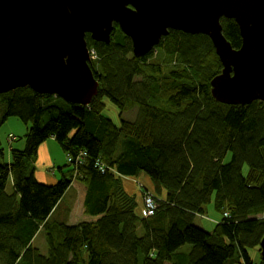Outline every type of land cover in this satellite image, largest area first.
<instances>
[{"label": "trees", "instance_id": "trees-1", "mask_svg": "<svg viewBox=\"0 0 264 264\" xmlns=\"http://www.w3.org/2000/svg\"><path fill=\"white\" fill-rule=\"evenodd\" d=\"M221 25L239 48L235 20ZM85 38L99 84L89 104L29 87L0 94L2 120L13 116L27 126L23 147L0 161V264H264V102L212 97L210 82L222 65L207 35L169 30L139 57L117 24L108 43ZM158 50L162 61H149ZM107 101L119 109L118 124L103 114ZM135 108L133 120L121 117ZM48 138L67 162L53 184L34 174ZM140 173L153 184V191L142 189L143 200L157 202L145 214L122 184ZM73 180L85 185L89 218L70 224L54 214ZM211 202L221 219L208 231L194 219ZM41 231L45 253L35 244ZM249 249H256V263Z\"/></svg>", "mask_w": 264, "mask_h": 264}, {"label": "water", "instance_id": "water-1", "mask_svg": "<svg viewBox=\"0 0 264 264\" xmlns=\"http://www.w3.org/2000/svg\"><path fill=\"white\" fill-rule=\"evenodd\" d=\"M223 18L237 23L239 48L225 38ZM114 24L137 57L169 30L207 35L222 65L210 82L212 97L264 102V0H0V94L29 87L89 104L99 84L85 36L108 43ZM259 246L264 260V237Z\"/></svg>", "mask_w": 264, "mask_h": 264}, {"label": "rangeland", "instance_id": "rangeland-1", "mask_svg": "<svg viewBox=\"0 0 264 264\" xmlns=\"http://www.w3.org/2000/svg\"><path fill=\"white\" fill-rule=\"evenodd\" d=\"M89 53L92 55V58H94L93 51L89 49ZM163 57H164L163 54H161L160 50H158V52L156 54H154L153 57L151 59H149V61L151 60L155 63H160L162 61ZM135 110H136V108L133 110L131 109L129 111L123 112L121 114V117L124 119H127V120L128 119L133 120L136 117V111ZM4 111H5V104L0 100V149L2 147V135L5 137V140L7 141V145L10 144L11 142H13V137L10 136L12 129L8 126V124L5 120H2V118L4 116ZM103 114L106 117L110 118L115 124H118L120 121L119 109L114 104H111L109 101H107V103H106ZM8 119H14V120L18 121L20 124H22L23 126L25 125L17 117H9ZM49 142H51L52 144L50 145V149H48V153L51 154V158L53 160L57 161L61 167L62 166L61 164L67 163L66 159H65V154L62 151V149L60 148L59 144L55 140L54 141L51 140ZM123 148H124V138L120 137L118 145H117V152H119ZM39 158L41 159V156ZM228 158H229V156H227L226 159L228 160ZM37 159H38V155H37ZM37 159L34 162V168L35 169L37 167H39V161L37 162ZM3 160H4L3 156L0 153V161H3ZM48 164L49 163L43 162L41 160L40 169L45 170L48 174H50L49 175L50 177H53V175H55V177L59 178L60 172H59L58 168H56L55 166L49 168V166H52V165H48ZM247 171H248V165L245 164L243 166V174H247ZM10 181L11 180L9 179L7 182V191L11 190ZM125 181H126V179L122 181V184L124 185L123 186L124 189L128 193H131V194L136 193L137 194L136 197L138 198V201L140 202L137 211L139 213H142V214L149 213L151 209L146 210V207H147V205H149L151 200H149V199H146V201L143 200L142 191L143 190L146 192H149V191H147L145 189L146 185L143 183L142 179H138V178L134 179V182L136 184L133 185L135 187V188H133V190H129L127 187H125ZM149 188L151 191H153L151 183H149ZM84 192H85L84 183L79 182L77 180H73V183L71 184L67 195L65 196V198L63 200H61V202H60L61 205L59 204V207H58L56 213L54 214V216L63 218L64 222H66V223L68 222L70 224H72L74 222L77 223L78 220L88 219L89 217L86 216V214L84 213V209H83ZM155 203L157 204L156 201H153V205ZM213 216H217L218 218L221 219L220 214L215 211V209L213 208L212 202H211L210 204L207 205L206 212L204 214H201V215H198L195 217L194 223L203 227L204 229L210 231L214 228V225H215V224H212L213 220H211V218ZM35 244L40 246V249L42 250V252H44V253L46 252L45 238H44V233L42 231L35 238ZM248 252H249L250 256H253L252 259L256 263L259 260V256L256 253V249L255 250L249 249Z\"/></svg>", "mask_w": 264, "mask_h": 264}, {"label": "crops", "instance_id": "crops-1", "mask_svg": "<svg viewBox=\"0 0 264 264\" xmlns=\"http://www.w3.org/2000/svg\"><path fill=\"white\" fill-rule=\"evenodd\" d=\"M6 122H7L8 126L12 129L11 133H13L16 136V138L14 139L15 141H13L7 145V141L5 140V137L2 135V147H1V149L3 151V153H2L3 159L5 162H9L10 161V149L11 148L21 149L23 147L24 142L22 139V135H24L23 133H26L27 126L26 127H25V125L23 126L22 124H20L18 121L14 120V119H8V120H6ZM17 136H21V138L17 139ZM51 140L54 141L53 138H49L39 145L38 150H37L38 159L36 158L37 162L39 161V167H37L35 169V172H34L35 177L38 181L43 182V183H47V184H53L54 182H56L60 178V174H59V178L55 177V175H53V177H50L49 176L50 174H48L45 170L40 169L41 160L43 162L49 163L48 165H52V166H49V168H51L53 166H55L56 168L60 167L59 163L57 161L53 160L51 158V154L48 153V149H50V145L52 144L51 142H49ZM40 156H41V159L39 158ZM61 165L64 166L65 164H61ZM135 178L142 179L143 183L146 185L145 187L150 190L149 183H151V181L147 177H145L142 173L138 174L137 177L125 178L126 179L125 187H127L129 190H133V188H135L133 185L136 184L134 182ZM125 179H123V180H125ZM71 184H70V186H71ZM151 185H152V190H153V184L151 183ZM70 186L67 189L65 196L67 195V193L70 189ZM211 220H213L212 224H215L220 220V218H218L217 216H213L211 218Z\"/></svg>", "mask_w": 264, "mask_h": 264}, {"label": "built area", "instance_id": "built-area-1", "mask_svg": "<svg viewBox=\"0 0 264 264\" xmlns=\"http://www.w3.org/2000/svg\"><path fill=\"white\" fill-rule=\"evenodd\" d=\"M92 56V55H91ZM93 59V58H92ZM67 161H68V163H71V158L68 156L67 157ZM146 199H149V200H151V202L149 203V205H147V207L149 208V210L150 209H152V207L154 206L153 205V201H152V198L150 197V195H147V197L145 198V201H146Z\"/></svg>", "mask_w": 264, "mask_h": 264}, {"label": "bare ground", "instance_id": "bare-ground-1", "mask_svg": "<svg viewBox=\"0 0 264 264\" xmlns=\"http://www.w3.org/2000/svg\"><path fill=\"white\" fill-rule=\"evenodd\" d=\"M91 60H92V58H91Z\"/></svg>", "mask_w": 264, "mask_h": 264}]
</instances>
